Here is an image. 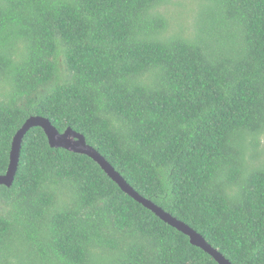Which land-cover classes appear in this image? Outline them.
<instances>
[{
	"label": "trees",
	"instance_id": "trees-1",
	"mask_svg": "<svg viewBox=\"0 0 264 264\" xmlns=\"http://www.w3.org/2000/svg\"><path fill=\"white\" fill-rule=\"evenodd\" d=\"M193 2L189 35L176 0H0V174L45 116L233 264H264V0ZM0 197V264H219L40 126Z\"/></svg>",
	"mask_w": 264,
	"mask_h": 264
},
{
	"label": "water",
	"instance_id": "water-1",
	"mask_svg": "<svg viewBox=\"0 0 264 264\" xmlns=\"http://www.w3.org/2000/svg\"><path fill=\"white\" fill-rule=\"evenodd\" d=\"M38 126L42 127L44 130L51 147H62L89 156L100 165L105 173L114 180L125 193L153 211L167 224L190 237L191 244L201 247L217 260L219 264H233L220 250L212 246V244H210L196 229L167 212L163 207L153 202V200L140 194L123 175L115 169L104 155L87 142L84 134L74 130L72 127H68L64 132H60L51 120L45 116L37 115L29 117L14 135L9 155V165L6 172L0 174V185L11 187L14 183L19 168L24 137L31 128Z\"/></svg>",
	"mask_w": 264,
	"mask_h": 264
},
{
	"label": "rangeland",
	"instance_id": "rangeland-1",
	"mask_svg": "<svg viewBox=\"0 0 264 264\" xmlns=\"http://www.w3.org/2000/svg\"><path fill=\"white\" fill-rule=\"evenodd\" d=\"M176 1H181L183 3L182 5H185V3H187V6L185 5V8H183L181 5L177 3H173L170 6V8L173 14L174 12H179L182 14L183 18L186 20V25H187L186 32L189 35H192V33L195 32L193 23H195L199 8L196 6L193 0H176ZM8 210L9 208L3 203L0 197V213L5 214L8 212Z\"/></svg>",
	"mask_w": 264,
	"mask_h": 264
},
{
	"label": "clouds",
	"instance_id": "clouds-1",
	"mask_svg": "<svg viewBox=\"0 0 264 264\" xmlns=\"http://www.w3.org/2000/svg\"><path fill=\"white\" fill-rule=\"evenodd\" d=\"M218 249V248H217Z\"/></svg>",
	"mask_w": 264,
	"mask_h": 264
}]
</instances>
